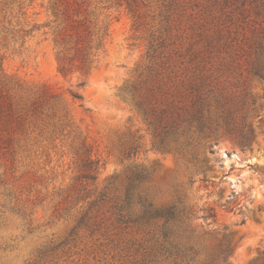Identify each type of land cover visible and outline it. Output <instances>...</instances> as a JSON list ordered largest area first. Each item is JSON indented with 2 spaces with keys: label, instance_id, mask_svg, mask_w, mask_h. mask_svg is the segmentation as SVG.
<instances>
[{
  "label": "rangeland",
  "instance_id": "rangeland-1",
  "mask_svg": "<svg viewBox=\"0 0 264 264\" xmlns=\"http://www.w3.org/2000/svg\"><path fill=\"white\" fill-rule=\"evenodd\" d=\"M48 1L0 0L2 75L11 94L27 99L47 85L55 95L42 104L43 114L31 129L15 133L9 161L0 158V264H145V233L133 224L107 220L105 209L100 217L106 224L75 229L88 207V201L69 195L78 174L75 152L84 142L101 160L99 178L90 188L99 192L112 176L125 179L134 164L145 166L151 178L142 189L160 202L172 201L184 190L197 210L194 225L207 244L226 237L233 264L264 263V126L257 127L253 150L247 153L224 138L211 140L215 152L203 148L208 180H202V171L189 163L186 153L155 142L136 103L123 96L121 88L135 82L147 64L151 34L166 25L163 0H139L140 30L125 5L95 0L110 37L98 68L83 86L78 73L59 72L44 29L27 33L34 23L50 19ZM178 26L174 34L186 27L185 20ZM255 84L253 122L258 126L264 117V82ZM134 139L140 147L128 157ZM235 195L240 204L226 209L224 204ZM207 206L217 208L216 219L201 218Z\"/></svg>",
  "mask_w": 264,
  "mask_h": 264
},
{
  "label": "trees",
  "instance_id": "trees-1",
  "mask_svg": "<svg viewBox=\"0 0 264 264\" xmlns=\"http://www.w3.org/2000/svg\"><path fill=\"white\" fill-rule=\"evenodd\" d=\"M106 1L109 6L125 5L135 19V29H141L139 0ZM94 3L49 0L50 19L34 23L27 32L33 35L44 29L50 35L46 39L52 41L59 72L78 73L80 86L98 68L110 37ZM163 4L166 25L151 34L147 64L135 82L121 88L122 93L136 103L155 142L186 153L189 163L202 171V180H208L203 148L208 146L214 153L216 143L211 140L224 138L247 153L253 150L257 127L264 126V117L258 126L253 122L258 106L255 81L264 82V0H163ZM184 20L186 27L174 34ZM2 74L0 54V158L9 161L15 152V133L31 129L43 114L42 104L55 95L43 85L29 98L16 99ZM73 96L83 99L78 93ZM139 147L134 139L128 157ZM75 155L78 174L69 195L88 201L75 229L106 224V218L100 217L105 209L110 214L107 220L119 226L133 224L145 233V264H233L226 237L209 245L194 225L197 210L184 190H178L172 201H157L142 189L151 178L150 170L134 164L125 179L112 176L97 192L89 186L97 183L101 160L93 157L85 142ZM234 197L224 204L226 209L240 204L238 195ZM201 210L205 220L218 217L215 206Z\"/></svg>",
  "mask_w": 264,
  "mask_h": 264
}]
</instances>
